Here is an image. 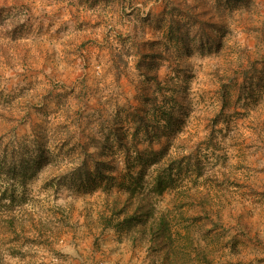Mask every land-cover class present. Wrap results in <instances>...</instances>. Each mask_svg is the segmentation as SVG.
<instances>
[{
  "label": "rangeland",
  "instance_id": "374dc122",
  "mask_svg": "<svg viewBox=\"0 0 264 264\" xmlns=\"http://www.w3.org/2000/svg\"><path fill=\"white\" fill-rule=\"evenodd\" d=\"M131 176L190 264H264V0H0V264H166L99 220Z\"/></svg>",
  "mask_w": 264,
  "mask_h": 264
},
{
  "label": "trees",
  "instance_id": "16d2710c",
  "mask_svg": "<svg viewBox=\"0 0 264 264\" xmlns=\"http://www.w3.org/2000/svg\"><path fill=\"white\" fill-rule=\"evenodd\" d=\"M156 82L159 84V81L156 80ZM144 128L145 132H148L147 125H145ZM134 134L138 135V130ZM120 144L125 148L124 150L128 158L124 161V165L125 168L128 169V172H130L131 161L129 156L134 151L139 152V148L135 147L134 150H132L133 148L125 145V143ZM18 156L19 157H17V155L13 156V158H15L12 162L13 165L11 164L8 170L16 174V168L21 166L25 168L26 172H33V164L25 158V155L22 154V156ZM19 173L24 172L20 171ZM107 178L108 185H113L114 188L120 187L117 176L108 175ZM141 184L138 178L131 176L129 183L124 185V194H126L125 200L121 201V197L118 195L114 197L115 199L112 203L108 202L104 206V209H99L98 217L100 222H102L103 226H111L119 231H126L128 239L131 240L133 245L138 241L145 240V242L148 243V248L165 260L166 264H190L187 261L188 259L178 254L179 251L178 247L175 245L176 240L172 231L171 218L167 213H160L158 217H155L147 225V215L152 212L153 204L151 198L136 193ZM168 186L169 180L157 174L155 180L151 182V191L157 195H161ZM18 203L15 195L5 197L4 194V196L0 198V227L3 228L7 234L25 231L27 219L25 216L18 214L17 207L18 205L20 206ZM16 235L21 234L17 233ZM24 235L26 236V232H24ZM57 237L56 231L54 235L50 234L47 236L51 241L56 240ZM204 250L201 249L202 253H200L203 254L204 252V255L207 256Z\"/></svg>",
  "mask_w": 264,
  "mask_h": 264
}]
</instances>
